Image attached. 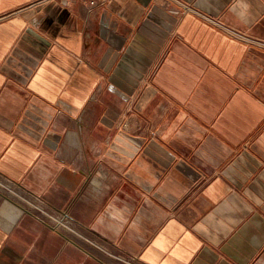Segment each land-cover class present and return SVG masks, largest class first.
<instances>
[{
	"label": "crops",
	"instance_id": "0c3cea01",
	"mask_svg": "<svg viewBox=\"0 0 264 264\" xmlns=\"http://www.w3.org/2000/svg\"><path fill=\"white\" fill-rule=\"evenodd\" d=\"M87 1L0 0V264H264V0Z\"/></svg>",
	"mask_w": 264,
	"mask_h": 264
},
{
	"label": "built area",
	"instance_id": "2783aa9c",
	"mask_svg": "<svg viewBox=\"0 0 264 264\" xmlns=\"http://www.w3.org/2000/svg\"><path fill=\"white\" fill-rule=\"evenodd\" d=\"M65 1H70V0H65ZM178 1V0H177ZM181 5H182V9L183 10H191V9H193L191 6H189V5H187V4H184V3H182V2H179ZM87 4H88V11H89V13L91 12V11H93L94 10V8L97 6V4H98V0H88L87 1ZM252 41H254L253 39H252ZM258 42V41H257ZM259 43V42H258Z\"/></svg>",
	"mask_w": 264,
	"mask_h": 264
}]
</instances>
